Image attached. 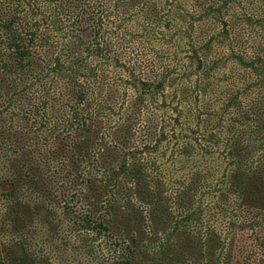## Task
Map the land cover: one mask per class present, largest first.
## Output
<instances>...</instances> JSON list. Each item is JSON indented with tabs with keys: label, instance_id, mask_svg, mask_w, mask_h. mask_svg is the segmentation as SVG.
Returning <instances> with one entry per match:
<instances>
[{
	"label": "trees",
	"instance_id": "trees-1",
	"mask_svg": "<svg viewBox=\"0 0 264 264\" xmlns=\"http://www.w3.org/2000/svg\"><path fill=\"white\" fill-rule=\"evenodd\" d=\"M242 2L0 0V264H264Z\"/></svg>",
	"mask_w": 264,
	"mask_h": 264
},
{
	"label": "rangeland",
	"instance_id": "rangeland-1",
	"mask_svg": "<svg viewBox=\"0 0 264 264\" xmlns=\"http://www.w3.org/2000/svg\"><path fill=\"white\" fill-rule=\"evenodd\" d=\"M242 1L243 2H242L241 9L238 10L239 14L243 13V11L245 10V8L248 5L246 1H249V0H242ZM257 1L259 3L258 6H263L264 7V4H260V2H259L260 0H257ZM233 10L237 11V9H233ZM241 40L244 43V50H246L247 53H249V51L251 49H254L257 46L261 47L262 45H264V37L263 36H260L259 34H256V33H253L249 29L243 30L242 27L239 28V31H238V34L236 35V37H235V34H234V45H238ZM212 157H214V156H212ZM210 164L211 163H209V165ZM3 234H5V233L3 232ZM0 239H1V235H0ZM5 240L6 239H3V242ZM0 242H1V240H0Z\"/></svg>",
	"mask_w": 264,
	"mask_h": 264
}]
</instances>
